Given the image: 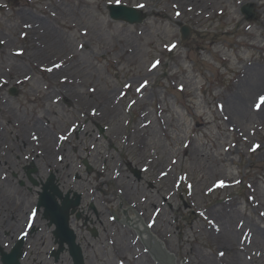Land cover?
I'll use <instances>...</instances> for the list:
<instances>
[{
    "label": "rangeland",
    "instance_id": "1",
    "mask_svg": "<svg viewBox=\"0 0 264 264\" xmlns=\"http://www.w3.org/2000/svg\"><path fill=\"white\" fill-rule=\"evenodd\" d=\"M247 2L254 19L241 12ZM111 3L141 7L145 19L114 20ZM0 41V77L110 101L119 150L101 139L93 150L110 180L126 158L167 171L172 209L162 191L165 219L146 225L177 261L264 264V0H0ZM123 254L157 264L132 228Z\"/></svg>",
    "mask_w": 264,
    "mask_h": 264
},
{
    "label": "flooded vegetation",
    "instance_id": "2",
    "mask_svg": "<svg viewBox=\"0 0 264 264\" xmlns=\"http://www.w3.org/2000/svg\"><path fill=\"white\" fill-rule=\"evenodd\" d=\"M23 81L0 77V264H125L131 217L152 227L165 219L155 200L162 191L172 209L167 171L153 158L135 166L126 158L110 180L109 167L98 169L93 158L100 139L119 150L110 101L96 104L72 84ZM98 151L107 164V150ZM140 242L158 264L147 239Z\"/></svg>",
    "mask_w": 264,
    "mask_h": 264
},
{
    "label": "water",
    "instance_id": "3",
    "mask_svg": "<svg viewBox=\"0 0 264 264\" xmlns=\"http://www.w3.org/2000/svg\"><path fill=\"white\" fill-rule=\"evenodd\" d=\"M254 9H255L254 4L247 2L241 7V12L245 15L247 19H254L256 16ZM108 10L110 17L114 20L124 21L131 24H137V23H141L145 19L144 12L140 7L137 6H129L123 3H111L108 4ZM181 34L183 40L188 39L192 34L191 26L184 24L181 27ZM1 46H2V42L0 41V47ZM130 224L132 226L133 232L135 234L139 246H143V244L140 242L141 238H139L141 235L143 239L147 237L151 238L150 241L151 243L153 242V244L149 245L148 243L149 241H148L146 245L149 246L151 250V254L156 259V261H158L160 264L180 263L179 262L180 259H178L177 261L176 255L174 253L164 249L161 243L157 239H154L150 235V233L149 235L147 234L148 231L147 229H145L146 222H139L138 227L134 225L131 221ZM146 254L152 259V257L150 256V254H148V252H146ZM77 264H84L83 259L81 258V260ZM180 264H184V263H180Z\"/></svg>",
    "mask_w": 264,
    "mask_h": 264
},
{
    "label": "bare ground",
    "instance_id": "4",
    "mask_svg": "<svg viewBox=\"0 0 264 264\" xmlns=\"http://www.w3.org/2000/svg\"><path fill=\"white\" fill-rule=\"evenodd\" d=\"M260 84L261 83H259L258 85L260 86ZM257 87V89H262L261 87H263L262 85H261V87ZM264 89V88H263ZM102 97H104L103 95H102ZM255 102H257V101H255ZM235 103V105L236 106H239V102L238 101H235L234 102ZM262 105V104H261ZM258 108H259V106H258ZM262 110H264V107H263V109ZM130 221L134 224V225H136L137 227H138V225H139V222H143L142 221V219L141 218H139V220H138V218H136V217H131V219H130ZM129 224H130V222H129ZM148 232H149V230H147ZM154 239H156V237H154L152 234H150ZM180 264V263H179Z\"/></svg>",
    "mask_w": 264,
    "mask_h": 264
},
{
    "label": "snow or ice",
    "instance_id": "5",
    "mask_svg": "<svg viewBox=\"0 0 264 264\" xmlns=\"http://www.w3.org/2000/svg\"><path fill=\"white\" fill-rule=\"evenodd\" d=\"M261 102L264 103V97L261 98Z\"/></svg>",
    "mask_w": 264,
    "mask_h": 264
}]
</instances>
